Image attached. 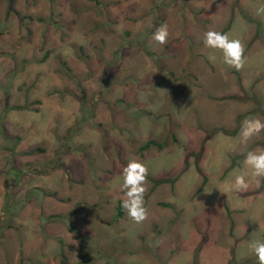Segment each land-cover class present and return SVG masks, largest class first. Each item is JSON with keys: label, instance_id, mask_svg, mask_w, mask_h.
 <instances>
[{"label": "rangeland", "instance_id": "obj_1", "mask_svg": "<svg viewBox=\"0 0 264 264\" xmlns=\"http://www.w3.org/2000/svg\"><path fill=\"white\" fill-rule=\"evenodd\" d=\"M209 30L242 42L243 69ZM245 120L264 123V0H0V264H257L264 189L230 166L264 150ZM130 160L173 178L147 179L139 224L116 216Z\"/></svg>", "mask_w": 264, "mask_h": 264}, {"label": "clouds", "instance_id": "obj_2", "mask_svg": "<svg viewBox=\"0 0 264 264\" xmlns=\"http://www.w3.org/2000/svg\"><path fill=\"white\" fill-rule=\"evenodd\" d=\"M168 27L161 24L152 33V40L158 45L168 42ZM204 44L207 48L219 49L223 56V63L237 71L243 69L245 64L244 45L239 39H229L227 34L209 30L204 34ZM212 58V57H210ZM264 130V123L260 120H245L242 124L240 136L241 143H247L254 133ZM243 164L250 169V177L256 187H260L264 181V150L248 151ZM121 191L125 198L121 207L126 211L128 218L134 223H142L148 215L144 206V194L147 191L146 182L148 177L147 166L137 160H130L121 171ZM249 189V182L244 175H237L231 190L246 192ZM221 193H224L221 191ZM249 253L255 255L257 264H264V242L251 241L248 245Z\"/></svg>", "mask_w": 264, "mask_h": 264}, {"label": "trees", "instance_id": "obj_3", "mask_svg": "<svg viewBox=\"0 0 264 264\" xmlns=\"http://www.w3.org/2000/svg\"><path fill=\"white\" fill-rule=\"evenodd\" d=\"M229 98H233L232 96L229 97ZM24 106H17V108H23ZM207 136V135H206ZM207 137L204 138V140L206 139ZM172 140L174 142H176V139L175 137H172ZM202 143L203 141L201 142V145L199 146L198 150L196 152H193V151H189L188 154H191L194 156V169L196 170V172L202 176V181H201V184L204 182V176H203V173L199 167V165L197 164V159H198V156L201 154V151H202ZM155 144L157 148H160L161 147V144L160 142H155L154 140L152 139H148L144 142L143 144V148H147L149 145H153ZM37 151H41V149L37 148V149H34V150H31V151H25L23 152V154H33ZM246 155V151L244 152H241L239 154H236L234 155L231 159H230V166H233V165H237L241 159H243ZM184 165H186V162L184 161ZM185 166H183V168L181 170H184ZM147 179H149L154 185L156 184H160V183H163V182H167V183H172L173 182V178H168V177H165V178H161V179H152L150 177H147ZM260 188L264 189V181H262L261 183V186ZM164 205V203H163ZM121 205L119 203H117V206H116V216L119 217L122 213L121 211ZM194 261H195V258H194ZM59 264H68L67 263V260L65 258V255L63 254V252L60 253L59 255ZM81 264V263H79Z\"/></svg>", "mask_w": 264, "mask_h": 264}, {"label": "flooded vegetation", "instance_id": "obj_4", "mask_svg": "<svg viewBox=\"0 0 264 264\" xmlns=\"http://www.w3.org/2000/svg\"><path fill=\"white\" fill-rule=\"evenodd\" d=\"M57 158H58V157H57ZM58 164H59V163H58V159H57L56 163L53 164V167H56ZM45 165H46V164H45ZM45 165H44V164H43V165H39V166H38L39 170H37V171H35V172L42 173V169L45 167ZM34 166H35V165H34ZM40 166H41V167H40ZM51 168H52V167H51ZM10 172L12 173L13 176H15V178H18V175H17V174H18L19 172L16 173L15 170H13V169H11ZM4 193H6V192H4Z\"/></svg>", "mask_w": 264, "mask_h": 264}, {"label": "crops", "instance_id": "obj_5", "mask_svg": "<svg viewBox=\"0 0 264 264\" xmlns=\"http://www.w3.org/2000/svg\"><path fill=\"white\" fill-rule=\"evenodd\" d=\"M22 152H24V151H22ZM35 154V153H34ZM24 155V154H23ZM28 155H33V154H28Z\"/></svg>", "mask_w": 264, "mask_h": 264}]
</instances>
